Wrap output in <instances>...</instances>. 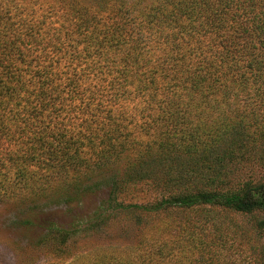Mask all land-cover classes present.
<instances>
[{
	"label": "trees",
	"instance_id": "1",
	"mask_svg": "<svg viewBox=\"0 0 264 264\" xmlns=\"http://www.w3.org/2000/svg\"><path fill=\"white\" fill-rule=\"evenodd\" d=\"M0 206L22 264H264V0H0Z\"/></svg>",
	"mask_w": 264,
	"mask_h": 264
},
{
	"label": "rangeland",
	"instance_id": "2",
	"mask_svg": "<svg viewBox=\"0 0 264 264\" xmlns=\"http://www.w3.org/2000/svg\"><path fill=\"white\" fill-rule=\"evenodd\" d=\"M101 197L98 194L89 195L80 205L73 207L72 210L65 206L57 205L42 213L39 218L53 219L60 223H69L75 219H85L94 212ZM15 212L16 209L12 206H0V264H22L24 260L27 261L29 258L38 257H41L40 260L46 261L47 259L42 257V255L39 256V252L31 246L34 239L42 233V228L37 226L25 229L16 226L13 221ZM243 221L246 223V219ZM105 241L101 238H96L92 243L90 242L91 244H84V248L90 250L93 246L103 244ZM258 244L262 245L263 240L259 239ZM222 255L226 256L222 264H258L256 260L258 259L257 253H253L250 244L244 240L243 242L238 241L232 247L229 246V250L224 251ZM197 256L199 255H190L186 264H192V261L196 260ZM65 262H68V259Z\"/></svg>",
	"mask_w": 264,
	"mask_h": 264
}]
</instances>
